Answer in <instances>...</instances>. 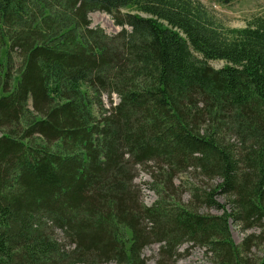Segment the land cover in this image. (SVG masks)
<instances>
[{
  "label": "trees",
  "instance_id": "trees-1",
  "mask_svg": "<svg viewBox=\"0 0 264 264\" xmlns=\"http://www.w3.org/2000/svg\"><path fill=\"white\" fill-rule=\"evenodd\" d=\"M96 11L121 30L91 27ZM0 49V264H149L153 243L155 264L184 243L264 264L230 228L264 233V17L224 32L180 0H0ZM150 162L169 183L219 178L202 197L222 213L146 205Z\"/></svg>",
  "mask_w": 264,
  "mask_h": 264
},
{
  "label": "rangeland",
  "instance_id": "rangeland-1",
  "mask_svg": "<svg viewBox=\"0 0 264 264\" xmlns=\"http://www.w3.org/2000/svg\"><path fill=\"white\" fill-rule=\"evenodd\" d=\"M191 3L194 7L204 13L207 18L214 24L215 27L222 31L227 29H243L257 17H264V0H238L229 4H222L210 0H180ZM122 12H133L140 15L147 16L137 8L130 7L122 9ZM92 21L91 27H101L108 35H116L121 27L116 26L112 17L104 12H92L89 15ZM6 49H0L1 57L3 59V52ZM195 55L198 56L197 53ZM19 64V61H16ZM210 64L220 69L225 64L221 60H212ZM103 102L105 108H109L119 102L116 94L111 97L104 95ZM95 113H98V108H95ZM162 173L158 171V167L154 162L146 165H136V179L135 182L141 190L143 201L146 205L152 206L158 200L165 199L172 204H179L182 207H188L190 210H196L201 214H215L220 215L221 210L211 207L205 203L202 196L205 193L211 192L212 189L220 182L219 178H207L200 175L198 172L190 171L176 176L172 183L162 179ZM163 180V182H162ZM196 197L198 199H196ZM214 200L220 204H226V198L221 194H216ZM230 228L232 238L235 244L242 246L244 240L254 235L255 245L251 247V253L248 259L253 262H258L264 256V233L262 228L255 227L253 229H245L242 225L230 221ZM160 244L153 243L144 250V256L149 264H155L159 258ZM178 256L167 264H212L213 260L211 254L202 246L193 245L192 243H184L177 251ZM116 264V263H106Z\"/></svg>",
  "mask_w": 264,
  "mask_h": 264
}]
</instances>
